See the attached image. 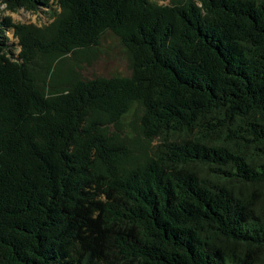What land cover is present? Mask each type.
<instances>
[{
  "label": "trees",
  "instance_id": "16d2710c",
  "mask_svg": "<svg viewBox=\"0 0 264 264\" xmlns=\"http://www.w3.org/2000/svg\"><path fill=\"white\" fill-rule=\"evenodd\" d=\"M1 6L0 264H264V0Z\"/></svg>",
  "mask_w": 264,
  "mask_h": 264
},
{
  "label": "rangeland",
  "instance_id": "374dc122",
  "mask_svg": "<svg viewBox=\"0 0 264 264\" xmlns=\"http://www.w3.org/2000/svg\"><path fill=\"white\" fill-rule=\"evenodd\" d=\"M162 5L169 4L171 0H154ZM45 9L39 12L26 11L20 9L16 12L7 10L6 6L0 7V16L11 17L15 23L36 24L41 26L48 24L51 20ZM10 41L16 43L15 37L9 33ZM19 50H15L18 53ZM72 62L68 61L71 66ZM81 73L84 77L92 79L94 77H112L115 75L131 76L129 55L121 44L120 40L111 32L107 33L101 40L99 52L91 62H83ZM132 119V117H129ZM128 118V119H129Z\"/></svg>",
  "mask_w": 264,
  "mask_h": 264
}]
</instances>
